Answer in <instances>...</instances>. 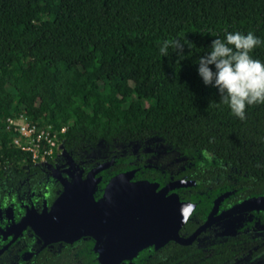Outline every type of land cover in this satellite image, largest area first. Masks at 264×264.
<instances>
[{"label":"trees","instance_id":"16d2710c","mask_svg":"<svg viewBox=\"0 0 264 264\" xmlns=\"http://www.w3.org/2000/svg\"><path fill=\"white\" fill-rule=\"evenodd\" d=\"M235 31L264 41V0H0V228L18 222L26 205L39 209L44 199L49 206L77 173L84 177L102 162L94 198L127 170L131 179L158 186L193 181L183 237L204 221L217 195L226 192L219 208L264 195V104L247 107L240 120L197 72L211 41ZM176 38L185 42L184 58L171 48L161 56V42ZM251 55L264 62V44ZM18 113L52 129L64 126L60 154L35 164L12 146L3 125ZM100 141L121 143L122 151L85 158L84 150ZM250 213L247 226L264 225L263 210ZM242 240L245 234L206 249L169 241L119 264H222L238 254L230 245ZM6 241L0 234V248ZM93 242L83 236L51 243L24 260L40 244L27 226L0 252V264H38L41 256L55 264H99Z\"/></svg>","mask_w":264,"mask_h":264},{"label":"water","instance_id":"95a60500","mask_svg":"<svg viewBox=\"0 0 264 264\" xmlns=\"http://www.w3.org/2000/svg\"><path fill=\"white\" fill-rule=\"evenodd\" d=\"M106 165V162L99 163L83 178L77 173L70 183L63 186L48 209L34 213L28 208L18 222L6 229V234L12 232L14 238L29 226L43 244L91 236L98 263L119 264L149 245L158 248L168 240L190 244L214 221L247 210H264V195L250 197L217 215L210 214L183 237L178 234V229L193 205L179 202L175 194L163 197V191L178 186L179 180L166 183L159 193H155V182L130 180L133 170H127L111 176L101 196L95 199L93 192L99 180L95 174Z\"/></svg>","mask_w":264,"mask_h":264},{"label":"clouds","instance_id":"9594fccd","mask_svg":"<svg viewBox=\"0 0 264 264\" xmlns=\"http://www.w3.org/2000/svg\"><path fill=\"white\" fill-rule=\"evenodd\" d=\"M182 41L176 38L161 42V56L169 55L171 48L179 59H183L185 42ZM261 44L264 41L252 32H226L223 39H213L210 50L198 58L197 72L203 83L216 88L220 103L240 120L246 119L247 107L264 104V62L251 55ZM203 155L209 161L213 158L207 151Z\"/></svg>","mask_w":264,"mask_h":264},{"label":"flooded vegetation","instance_id":"af4514ba","mask_svg":"<svg viewBox=\"0 0 264 264\" xmlns=\"http://www.w3.org/2000/svg\"><path fill=\"white\" fill-rule=\"evenodd\" d=\"M137 149V148H136ZM135 149V151H136ZM151 148L148 147V149H145L144 147V150H149ZM115 151V150H114ZM135 151H132V152H135ZM83 178V177H82ZM130 180H140V179H131ZM180 181V184L178 186H175L171 189H167L165 191H163V197H168L169 195L171 194H175L176 197H177V200L179 202H189V203H192L193 205V202L190 200L191 199V196H192V193L191 191L189 190V188L187 186L189 185H192L193 184V181L191 180H179ZM156 183V182H155ZM168 183V182H167ZM157 184V183H156ZM166 184V183H165ZM164 184V185H165ZM163 186V185H162ZM162 186H156L154 192L155 193H159L160 192V188ZM176 189V190H174ZM103 190V189H102ZM102 194V192H101ZM101 196V195H100ZM99 196V197H100ZM226 196V192L224 193H221L219 195H217L216 197H214L212 199V206L210 207V209L208 210L204 220L206 219L207 216H209L210 214L211 215H217L218 213H220L221 211L223 210H226L228 209L229 207H231L232 205L228 206V207H223V208H219V205H220V202L224 199V197ZM98 197V198H99ZM56 198V197H55ZM54 198V199H55ZM97 199V198H95ZM52 203V202H51ZM45 205V206H44ZM50 206V205H49ZM49 206L46 205V201L43 199L42 200V203H41V206L39 209H36L32 206L28 207L27 205L25 206V209L27 210L28 208H31L33 210L34 213H40L44 208L45 209H48ZM193 208V207H192ZM252 210H262V209H252ZM252 210H247V211H243V212H240V213H237V214H233L229 217H225V218H222V219H219L217 221H214L213 223H211L209 226H207L206 228H204L197 236L196 238L193 240L196 242V246L198 247H202V248H205L208 246V245H212L213 243H220V242H224V241H227L229 239H236L240 234H245L247 236V239L248 240H242L241 242L239 243H234L230 245V247H237L238 249V254L233 258L232 261H226L222 264H233L234 262H239L240 260H242L243 256L247 255L248 258H251L252 256H258L259 254H262L264 252V234H262L263 232L262 231H258V234H248L247 232H251V233H254V229L256 228H261L264 230V225H260V224H257L255 222L251 223L250 225L247 226V224L249 222H252V216H251V213L250 211ZM264 211V210H263ZM191 213V211H190ZM189 213V214H190ZM7 218H10L11 217V213L6 211V215H5ZM188 217V216H187ZM187 219V218H186ZM185 222V221H184ZM12 223H16L14 222L13 220H10L9 223L7 225H5L2 229L0 228V234L2 235V238L5 240L7 239V241L5 242L4 245H6V247L8 246V244L15 238H12L13 237V233H9V234H6L5 236H3L2 232L6 231V229L12 224ZM201 224V223H200ZM199 224V225H200ZM182 226V225H181ZM180 226V227H181ZM27 227V226H26ZM25 227V228H26ZM197 227V226H196ZM195 227V228H196ZM194 228V229H195ZM24 229V228H23ZM180 229V228H179ZM179 229H178V234L180 235L179 233ZM206 229H208V231L204 232ZM211 229H215V232L217 233H224V232H231V231H234L236 232V236H230V237H225L223 239H218V240H214L210 243H207V244H201L199 245L197 243V237L201 234H205V233H209V231ZM22 231V230H21ZM20 231V232H21ZM19 232V233H20ZM18 233V234H19ZM260 233V234H259ZM189 235V234H188ZM181 236V235H180ZM80 237H83V236H80ZM78 237V238H80ZM40 238V237H39ZM76 238V239H78ZM74 239V240H76ZM74 240L70 241V242H66V241H63V242H66V243H71L73 242ZM169 241H173V240H168L167 242ZM192 241V242H193ZM60 241H53V242H47L45 244H43V241L40 239V244L39 246L36 248V250L34 251H29V252H26L25 255L23 254L22 255V258L24 260H27L31 257L32 253H36L38 250L42 249L44 246H51L50 244L51 243H58ZM165 242V243H167ZM175 242V241H174ZM164 243V244H165ZM163 244V245H164ZM3 245V246H4ZM2 246V247H3ZM56 246V245H55ZM152 246V245H151ZM1 247V248H2ZM5 247V248H6ZM153 247V246H152ZM0 248V249H1ZM4 248V249H5ZM154 248V247H153ZM3 249V250H4ZM2 250V251H3ZM1 252V251H0Z\"/></svg>","mask_w":264,"mask_h":264},{"label":"built area","instance_id":"2783aa9c","mask_svg":"<svg viewBox=\"0 0 264 264\" xmlns=\"http://www.w3.org/2000/svg\"><path fill=\"white\" fill-rule=\"evenodd\" d=\"M64 126L52 129L49 124H40L23 113L5 117L3 130L9 133L8 142L28 152L29 159L35 164H46L47 159L60 154L58 135Z\"/></svg>","mask_w":264,"mask_h":264},{"label":"rangeland","instance_id":"374dc122","mask_svg":"<svg viewBox=\"0 0 264 264\" xmlns=\"http://www.w3.org/2000/svg\"><path fill=\"white\" fill-rule=\"evenodd\" d=\"M9 94L11 95L12 92L10 91ZM156 140V137H153L151 139L147 140V143L145 145V149H148V143L152 142ZM137 144L136 143H132L130 145V150L131 151H135ZM123 145L121 143H118L116 141H100L98 142L95 146L92 147H87L84 152L83 155L85 158H92V159H100V158H104L105 156L108 155V153L110 151H122ZM67 160H69V158H67ZM68 163H66L67 165ZM254 233L251 232H247L248 234H258V231H262L264 234V230L261 228H256L253 230ZM12 233V232H11ZM3 236L6 235V231L2 232ZM260 234V233H259ZM230 236H236V232L231 231V232H224V233H217L215 232V229H211L209 231V233H205V234H201L197 237V243L199 245L201 244H207L210 243L214 240H218V239H223L225 237H230ZM42 259L39 261L38 260V264H55L53 262L50 261V258H48L47 256H41ZM243 259L240 260L238 263L234 262L233 264H264V252L262 254H259L258 256H252L251 258H248L247 255L242 257ZM67 264V263H66Z\"/></svg>","mask_w":264,"mask_h":264}]
</instances>
